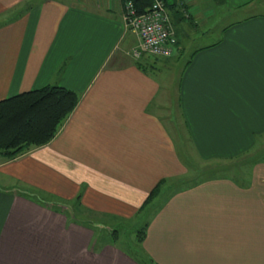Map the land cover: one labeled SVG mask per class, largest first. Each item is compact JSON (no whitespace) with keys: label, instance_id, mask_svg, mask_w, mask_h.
<instances>
[{"label":"crops","instance_id":"0c3cea01","mask_svg":"<svg viewBox=\"0 0 264 264\" xmlns=\"http://www.w3.org/2000/svg\"><path fill=\"white\" fill-rule=\"evenodd\" d=\"M164 1L177 45L160 59L132 55L122 0H0V99L78 94L47 144L0 154V264H264V158L175 189L185 129L201 162L263 151L264 13L222 16L264 0ZM161 180L140 258L42 202L82 191L81 210L128 217Z\"/></svg>","mask_w":264,"mask_h":264},{"label":"trees","instance_id":"16d2710c","mask_svg":"<svg viewBox=\"0 0 264 264\" xmlns=\"http://www.w3.org/2000/svg\"><path fill=\"white\" fill-rule=\"evenodd\" d=\"M154 1L155 0H122V16L123 13L126 12V5L128 2L131 3L135 14L140 15L144 12H147ZM160 2H162L163 12L166 17L164 22L165 27L174 38V41L170 44V53L168 55H159L142 49L139 45V36L135 32L131 31L122 18L125 28L130 30L138 37L137 46L133 49V52L136 51L137 55L132 52L134 57H139L143 52L159 58L169 57L172 55L177 45V39L169 20L167 4L164 0H160ZM230 10L236 11V8L229 7V13ZM247 18L249 17L241 16L238 19L243 21ZM233 22L234 21L231 23ZM231 23L228 22L225 26L228 24L231 25ZM225 26L223 29L226 28ZM139 62L140 61H138V63ZM77 101L78 94L74 90L60 85H45L0 99V154L2 157L6 160H10L22 155L31 147H39L47 144L54 137L59 127L74 109ZM239 157L242 156L240 155ZM162 184L163 181L161 180L150 189L142 206H145L155 198V196L159 193ZM82 194V191H80L71 205L68 206H71L70 208L72 210H79L77 206H80V214L92 216L94 211L88 209L81 210L83 207H85L82 204ZM42 202L43 204L47 202L45 204L52 209H61L56 205V203H62V201L56 200L55 198L51 197ZM63 203L66 204V202ZM67 213L69 217L73 219L69 212ZM74 221L80 225H87L82 221L75 219ZM115 232L116 230H112V237L116 236V234H114ZM144 233V227L137 231V241L140 242L143 240Z\"/></svg>","mask_w":264,"mask_h":264},{"label":"rangeland","instance_id":"374dc122","mask_svg":"<svg viewBox=\"0 0 264 264\" xmlns=\"http://www.w3.org/2000/svg\"><path fill=\"white\" fill-rule=\"evenodd\" d=\"M259 6L260 3L258 7L256 3H252L249 5V7L239 11L230 10L228 17L225 16V14H223V16L221 14V16L223 17L222 20L225 24V22L231 23L232 21H235L241 16H244L246 14L264 13V8ZM217 33L218 32L216 26H213V28L209 32V36L204 37L203 41L214 40V38L217 36ZM178 56L176 58H178ZM185 132L187 134L186 129L182 134V138L184 139H182V144H181L182 149L180 150L179 154L182 157L181 161L183 162V165H186V168H184V171L181 173V175L178 176L177 181L180 182L177 183L175 189L184 186V180H188L187 182H189V179L191 180L195 175L196 176L246 175L249 173V166L251 165V163L261 159V157L264 158V147H263L262 148L263 151L261 152H258V150L256 151L251 150L242 153L241 154L242 157L234 156L231 158H225L221 160L214 159L207 162H201L200 159L196 156L195 152L192 150L191 144L188 142ZM175 140L178 141L176 137ZM169 181L170 179H166L164 183H168ZM96 195H97L96 192L92 191L91 193L88 194V197L92 198L93 196L96 197ZM157 195L145 206L141 205L137 211L133 210L132 213L128 215V217H126L127 215L112 216L104 213L100 214L98 211L96 212L94 211L96 213V215L94 216H86L85 214H79L74 212L70 208L71 206H68L67 204L56 203V205L60 207L62 210H66L67 212H69V214L73 219L82 221L88 226L94 228L97 231L98 238L107 237L110 240H112L113 238V241L116 244L125 247L127 251L131 252L134 256L140 258L141 253L140 250L138 249L139 241H137V236H136L137 231L139 229H142L145 226L144 224H147V221L153 212V205H151V203H153L157 199L156 198ZM37 196L43 197L42 194L40 193H38ZM101 196L103 197V195ZM40 200H43V198H40ZM106 203L108 204L107 200H103L101 204L108 206ZM98 220H101V225H99ZM112 230H116V232L114 233L116 234L115 237H112L113 235Z\"/></svg>","mask_w":264,"mask_h":264},{"label":"built area","instance_id":"2783aa9c","mask_svg":"<svg viewBox=\"0 0 264 264\" xmlns=\"http://www.w3.org/2000/svg\"><path fill=\"white\" fill-rule=\"evenodd\" d=\"M123 21L140 38V47L154 54L168 55L170 44L174 41L172 34L165 27V15L160 0H155L150 9L136 15L130 2L123 13ZM137 55V52H133Z\"/></svg>","mask_w":264,"mask_h":264}]
</instances>
